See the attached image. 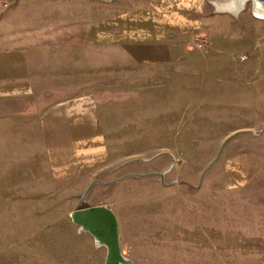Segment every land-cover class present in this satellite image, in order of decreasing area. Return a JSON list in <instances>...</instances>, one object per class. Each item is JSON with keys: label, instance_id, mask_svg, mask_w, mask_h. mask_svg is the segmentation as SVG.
Segmentation results:
<instances>
[{"label": "rangeland", "instance_id": "1", "mask_svg": "<svg viewBox=\"0 0 264 264\" xmlns=\"http://www.w3.org/2000/svg\"><path fill=\"white\" fill-rule=\"evenodd\" d=\"M204 1L205 12L215 9L211 0ZM18 4H9L10 32L33 40L35 32L75 36L85 20L108 21L145 6V0ZM213 20L222 32L219 39L212 35L215 46L209 27L202 25L194 35L203 48H196L192 35L175 68L104 71L95 86V106L108 161L55 201L20 200L0 207V264L104 263L105 247L95 246L88 232L79 231L69 211L94 178L107 183L124 173L151 171H165V183L175 182L165 186L152 175L96 182L80 204L113 208L123 256L133 264H264V70L258 60L263 42L231 51L225 16ZM244 21L243 16L240 23ZM235 28L229 26V35L235 34L232 40L238 42L241 31ZM248 28L246 40L252 41L259 31ZM1 122L2 117L0 134L7 128ZM235 129L240 138L232 144ZM238 145L256 153L244 154Z\"/></svg>", "mask_w": 264, "mask_h": 264}, {"label": "crops", "instance_id": "2", "mask_svg": "<svg viewBox=\"0 0 264 264\" xmlns=\"http://www.w3.org/2000/svg\"><path fill=\"white\" fill-rule=\"evenodd\" d=\"M18 1L0 0V117L7 126L0 134V207L16 206L20 200L55 201L108 161L107 139L95 106V86L105 70L175 68L202 25L209 27L215 46L213 38L217 34L219 39L222 32L213 18L219 15L227 20L224 36L231 51L258 46L260 40L259 48H264V17L253 14L250 0H226L232 11L209 0L215 9L206 12L204 0H145V6L119 12L108 21L85 20L75 36L55 38L49 32L42 37L35 32L33 40L10 32L9 4ZM234 16L240 21L244 16L245 21H232ZM206 17L211 18L204 23ZM250 25L259 33L247 41ZM229 26L239 28L241 43L232 40L236 35H229ZM258 52L264 70L263 50ZM25 102L33 107L19 106ZM231 134L232 144L237 143L236 129ZM14 140L16 146L11 144ZM238 146L244 154L256 153L252 147Z\"/></svg>", "mask_w": 264, "mask_h": 264}, {"label": "water", "instance_id": "3", "mask_svg": "<svg viewBox=\"0 0 264 264\" xmlns=\"http://www.w3.org/2000/svg\"><path fill=\"white\" fill-rule=\"evenodd\" d=\"M110 1V0H106ZM236 2H241L242 0H233ZM253 3L252 12L255 14L254 8L256 7V0H250ZM260 9H262L260 12L264 14V5L260 6ZM259 12V13H260ZM257 15V14H255ZM258 16V15H257ZM261 17H264V15H259ZM258 16V17H259ZM164 172L161 171L158 172H147V173H127L122 174L120 177H118L115 180H111L113 182H118L120 179H122L124 176L127 177L129 175L131 176H138V177H146L147 175L157 176L160 180V183L164 184L165 186L172 185L173 182L165 183L164 181ZM111 181H107V183H110ZM100 182V184L107 185V183L100 181L98 178H94L89 185H87L80 196V199H78L75 208H73L68 213V217L72 222L75 224V226L78 228L79 231L88 232V234L92 237L93 244L95 246H103L105 247V254H104V263L102 264H133V260H131L129 257L123 256L121 253V247L119 244V231H118V218H116L113 208L110 206H106L103 204H95L92 206H86L83 205L80 207V204L82 201L86 198L88 195L89 189L94 185V183Z\"/></svg>", "mask_w": 264, "mask_h": 264}, {"label": "bare ground", "instance_id": "4", "mask_svg": "<svg viewBox=\"0 0 264 264\" xmlns=\"http://www.w3.org/2000/svg\"><path fill=\"white\" fill-rule=\"evenodd\" d=\"M211 2L215 4L218 8H222L224 10L232 11L234 9L233 7L232 8L228 7V5L231 6V4L227 3L226 0H211ZM261 5H264V0H256V7L254 8V11H255V14H257L258 16L264 15L263 13L260 12L262 10L260 9Z\"/></svg>", "mask_w": 264, "mask_h": 264}, {"label": "built area", "instance_id": "5", "mask_svg": "<svg viewBox=\"0 0 264 264\" xmlns=\"http://www.w3.org/2000/svg\"><path fill=\"white\" fill-rule=\"evenodd\" d=\"M193 43H195L196 48H203L202 39L198 35H194Z\"/></svg>", "mask_w": 264, "mask_h": 264}]
</instances>
